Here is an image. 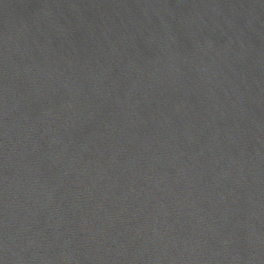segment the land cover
<instances>
[{"label":"water","instance_id":"1","mask_svg":"<svg viewBox=\"0 0 264 264\" xmlns=\"http://www.w3.org/2000/svg\"><path fill=\"white\" fill-rule=\"evenodd\" d=\"M0 264H264V0H0Z\"/></svg>","mask_w":264,"mask_h":264}]
</instances>
